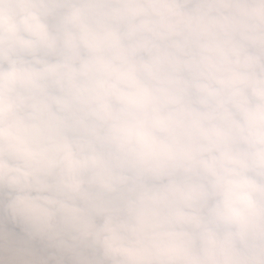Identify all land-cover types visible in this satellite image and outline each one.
<instances>
[{
  "label": "clouds",
  "instance_id": "clouds-1",
  "mask_svg": "<svg viewBox=\"0 0 264 264\" xmlns=\"http://www.w3.org/2000/svg\"><path fill=\"white\" fill-rule=\"evenodd\" d=\"M0 264H264V0H0Z\"/></svg>",
  "mask_w": 264,
  "mask_h": 264
}]
</instances>
